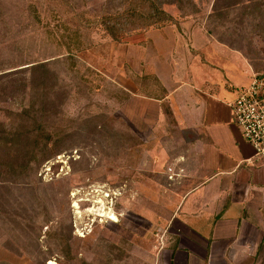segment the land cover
<instances>
[{
	"label": "rangeland",
	"instance_id": "rangeland-1",
	"mask_svg": "<svg viewBox=\"0 0 264 264\" xmlns=\"http://www.w3.org/2000/svg\"><path fill=\"white\" fill-rule=\"evenodd\" d=\"M108 1L0 0V75L10 72L0 86L13 87L0 88V264L167 261L160 227L184 190L168 174L191 137L158 123L150 101L137 107L135 93L158 94L151 75L135 89L134 49L149 45L147 33L113 41L98 21ZM161 8L238 50L264 77V0ZM260 252L241 264H264Z\"/></svg>",
	"mask_w": 264,
	"mask_h": 264
},
{
	"label": "crops",
	"instance_id": "crops-1",
	"mask_svg": "<svg viewBox=\"0 0 264 264\" xmlns=\"http://www.w3.org/2000/svg\"><path fill=\"white\" fill-rule=\"evenodd\" d=\"M146 35L149 45L134 49L141 66L135 89L151 75L158 94L135 93L137 107L150 101L158 123L166 118L175 132L191 137L168 174L184 190L168 201L167 225L160 227L168 254L162 264L252 262L264 251V162L232 122L229 105L255 69L238 50L187 21Z\"/></svg>",
	"mask_w": 264,
	"mask_h": 264
},
{
	"label": "trees",
	"instance_id": "trees-1",
	"mask_svg": "<svg viewBox=\"0 0 264 264\" xmlns=\"http://www.w3.org/2000/svg\"><path fill=\"white\" fill-rule=\"evenodd\" d=\"M126 2L124 7H115L112 1L109 0L105 6L103 12L99 15L98 21L102 28L108 34L113 41L120 42L123 36H128L133 33H147L148 31L161 29L167 26L178 27L177 22L168 15L161 7L167 4H175L178 9H184L185 5L191 3V0H167L168 2H162L160 5L157 0H123ZM225 9H229V6H225ZM32 66V69L46 67V65L36 67ZM26 68L15 70L11 73L23 75ZM10 73V72H9ZM9 73L0 75V82L9 76ZM1 91H8V86H0ZM13 88V87H12ZM9 92L13 91V89ZM16 90L25 91V85L21 84ZM15 162V160H14Z\"/></svg>",
	"mask_w": 264,
	"mask_h": 264
},
{
	"label": "built area",
	"instance_id": "built-area-1",
	"mask_svg": "<svg viewBox=\"0 0 264 264\" xmlns=\"http://www.w3.org/2000/svg\"><path fill=\"white\" fill-rule=\"evenodd\" d=\"M229 107L231 120L252 147L254 157L264 162V77L252 75L246 86L236 90Z\"/></svg>",
	"mask_w": 264,
	"mask_h": 264
},
{
	"label": "bare ground",
	"instance_id": "bare-ground-1",
	"mask_svg": "<svg viewBox=\"0 0 264 264\" xmlns=\"http://www.w3.org/2000/svg\"><path fill=\"white\" fill-rule=\"evenodd\" d=\"M99 202L101 203V201H99ZM98 216L99 217H105V213L104 214L103 213H99ZM106 217L109 218V219H112V220H116V218H115L113 213H109Z\"/></svg>",
	"mask_w": 264,
	"mask_h": 264
}]
</instances>
